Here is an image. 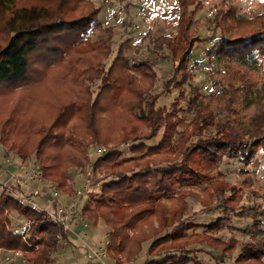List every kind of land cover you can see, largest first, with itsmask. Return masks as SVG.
Returning a JSON list of instances; mask_svg holds the SVG:
<instances>
[{"label": "rangeland", "instance_id": "1", "mask_svg": "<svg viewBox=\"0 0 264 264\" xmlns=\"http://www.w3.org/2000/svg\"><path fill=\"white\" fill-rule=\"evenodd\" d=\"M38 1L18 0V3L31 5V3H37ZM90 4H96L99 10L97 23L100 24V27H92L83 38L86 40L84 43H87L78 48L79 53L75 49V54L70 56L73 59L76 55L80 58H91V61L87 62L90 63L89 68L83 75L79 76L78 87L80 90L77 88L76 91L80 94V100L75 104L79 112L76 111L71 114L68 123L56 120L59 114L63 112L62 110L68 108L64 83L56 80V72L53 68L48 67V62L46 63L43 60L41 65L40 61L37 62L35 59L29 69L27 82H21L14 87L0 90V151L10 159L11 164L9 167L22 165L26 168L34 167L37 169L33 152L39 141L44 140L47 136L69 133L74 138L73 140H76L77 144L81 146L79 152H81V159L84 160L83 166L78 167L72 164L59 166L57 169L59 177L49 176L48 179H44V182L40 183L43 190V192L38 193L40 197L33 195L30 197L40 209L53 211L55 209L49 203L59 201L61 202L59 205L66 206L74 198L78 201V204L73 211V215L76 213L80 215L82 208L87 205L93 208L95 202H101L105 205L113 197L112 195L104 197L102 186L111 182L114 175L119 173H122L125 177L124 180H127V184H131L137 189L141 187L147 193L156 196H153V199L149 202L144 201L129 207L117 204L114 208V223L111 226L116 230V236H113L111 228L98 218L97 211L103 214L105 210L99 208L96 212L86 214L88 217L83 216L82 229L78 233V237L75 239L68 237L66 246L62 245V240H58L61 244H59L57 251L52 254L49 264H96L90 262L86 255L87 252L97 250L100 247H106L105 264H145L150 260L148 255L149 243L158 237L162 222L166 224L171 218H175V220L183 218L185 224L181 228L180 234L175 236L173 241L165 244L155 243V246H157L155 251L182 248L188 245L183 238H188V234L191 235L193 231L189 230L191 228L190 223L197 221L211 222L220 212L222 213L220 209L216 208V205L219 203L221 206V203H224L223 198L228 196H231L228 205L234 206L235 209L233 212L230 211L225 214L226 219L222 223V229L215 235L221 236L224 240H237L239 247L251 241L256 242L255 233L257 231L254 228L247 230V233L241 230L244 223H250L251 221L243 222L235 217H240L243 211L250 208L255 210L250 215L257 216L256 218H258L261 211H264V150H260L247 165L238 162V160L224 158L219 170H205L203 167H199L197 168L199 173L197 178L189 179L188 176L182 177L180 175L183 184L175 185L174 190L172 187H168L167 194L163 193V185L166 186L167 182L162 180V173L156 172L159 166L146 168L145 162H148L139 159L141 153L148 149L146 147L148 142L146 146L144 145V149L135 154L133 158L128 152L129 145H126L121 148L119 153V149H115V152H113L115 157L97 161L94 164L98 155L107 153L116 145L117 141H111L113 137L120 135L122 138L126 136L127 133L125 131L122 133V131L129 128L124 129L127 118H130L133 126L127 138L147 137L150 134L151 131L148 125L134 117V115H140L138 104H133L131 111L130 109L126 111L116 105L113 108L110 107L111 109L108 112L105 110L99 111L98 105L97 108L95 105L98 103L102 89L107 87V78L115 72V70L112 71V68L116 64V57L119 56L117 55L118 48L126 40L131 41L133 45L140 44L138 49L131 47L128 49L127 46H123L122 59L132 71L134 69L141 70L142 68H139L141 63H145L149 67V69L145 68L147 71L149 70V74H147L149 78H145L141 74L135 75L137 95L143 100H146V98L154 100L153 97L158 96L162 84L171 77L173 63L168 56V52L155 49L152 41L164 34L175 36L177 7L175 0H77L75 11L65 16V20L69 21L80 17L88 7L90 8ZM225 5L232 7L240 16L253 18L264 13V0H201L200 5L195 8L193 15L195 24L191 27L192 35L190 37H193L194 33H198L202 38L211 36L210 34H223L226 38L231 39L237 36L243 37L250 33L245 23L236 25L230 32L223 31L222 26H219L216 30L213 28V25L209 23V19L216 13L217 9L225 8ZM68 16L69 18H67ZM109 37L111 43L107 45L105 50L107 52H104L103 56L96 59H92L93 56H88V53L96 46L95 42L98 39L104 38L106 40ZM213 42L204 41L193 47L190 53L189 66L194 67V76L190 83L194 88H198L201 94L199 102L202 101V106L206 109L205 112L212 113L214 111L216 124H223L226 115L230 114L229 123L226 124L228 128L226 129L229 130L231 138L235 139L236 142H242V144L249 141L248 144H250V142L256 141L264 134V65L257 64L254 68L238 67L236 64L227 61H217L214 56L208 59L205 49H210ZM156 45L159 44L156 43ZM159 53L160 55H157ZM67 58L71 61L68 56ZM196 63H198V67L195 66ZM85 64L81 63V67L83 68ZM38 66L44 68L41 71L42 74L37 72ZM237 71L242 76L244 74L246 81L249 82L247 84L253 83V85L246 90L233 91V99L230 106L226 105L228 107L226 108L224 103H216L215 101L226 98L223 86L225 87L231 81L236 87L242 85L241 82L237 81L239 78L233 75ZM234 81L236 82L234 83ZM122 84H124V80ZM102 85L105 86L101 88ZM216 85L223 90L221 96H215L214 94ZM52 95L56 96L57 100H53ZM174 95L175 92L171 89L170 94L159 99L158 107L169 106ZM133 97L134 95L129 96V98L134 99ZM56 102L59 106H53ZM193 114L194 112L190 109L184 113H178L177 117L185 120V125L177 128L179 133L184 134V132L192 129V126L187 123L191 121ZM119 115L124 117L122 118L123 122L121 120L117 121ZM100 118L109 120L108 125H111L112 129H101L98 126ZM171 121L174 120L170 118L168 123H172ZM37 128H43L44 133L37 132ZM215 131L216 128L214 127L209 129L211 134ZM45 145L42 147V152L54 155L56 151L48 148L47 144ZM65 149V151L64 149L61 151L62 154L65 152L66 155L73 156L76 153L75 150ZM20 154L25 155V157L19 156ZM163 154L168 156L167 149L163 151ZM129 157L134 160L130 161ZM193 157L198 159L196 155H193ZM155 159L159 158L155 157ZM172 159L174 158L168 160L172 161ZM197 159L193 160L194 163ZM194 163L192 165L189 161V167L195 169L196 165ZM142 169H148L147 172L149 173L144 178L141 177L142 182L141 179L139 181L131 177L133 173L141 174ZM11 173L12 177L21 186L22 192L25 195L30 194L29 187L33 185L32 182L22 181L23 173H18L15 168ZM63 173L64 177H67L66 188L68 192L60 189L56 184L58 180H61ZM204 175H207L210 181L196 185L195 181L200 182ZM17 178L20 180H17ZM86 178L90 180L88 190L84 189ZM0 183L3 187H6L1 172ZM9 185L6 188L12 191L17 190L15 184L11 183ZM51 188L58 192V197L56 200L49 202L47 197L52 192ZM77 191L81 195L78 196ZM2 193L0 189V194ZM158 194L160 196H157ZM63 199L66 200V203L63 202L64 204L62 203ZM135 213L137 214L136 221L127 218L129 214ZM10 218L14 221L12 225L21 222V219L13 213L10 214ZM88 219L95 222L99 221L94 226L88 222ZM262 223H264V220H262ZM75 229V225L70 224L69 230ZM196 231L202 233L203 228H198ZM152 233L153 235H151ZM140 245V251L138 255H135ZM159 245L162 246L159 247ZM254 246L256 247V245ZM35 250H38V248ZM127 252L131 254L130 259L127 256L128 254L126 255ZM217 254L218 252L211 251L208 254L200 253L197 257L205 264H216L211 257L217 256ZM236 254L237 252H233L231 255L227 253L224 259L218 260L220 264H231ZM22 257L20 253L0 252V264H26ZM257 261H240V264H264V260L260 263Z\"/></svg>", "mask_w": 264, "mask_h": 264}, {"label": "trees", "instance_id": "2", "mask_svg": "<svg viewBox=\"0 0 264 264\" xmlns=\"http://www.w3.org/2000/svg\"><path fill=\"white\" fill-rule=\"evenodd\" d=\"M175 2L177 7L175 36L173 34H164L152 41L155 49L161 50V52L162 50L168 52V56L173 63L171 77L162 84L158 96L156 98L154 96V100L146 98V101L143 98L140 99V96L137 95L135 91L137 90L135 75L141 74V76L149 78L147 75L149 70H146L149 67L145 63H141L139 68L143 70L134 69L132 71L122 59L123 46H127L128 49L130 47L138 49L140 44L133 45L131 41L126 40L118 48L117 55L120 57H116V64L112 68V71L115 70V72L107 78V87L102 85L101 88L104 87V89H102L98 103L95 105L96 108L98 105L99 111L105 110L108 112L116 105L126 111L129 109L131 111L132 105L138 104L140 115H134V117L144 121L151 132L147 137L127 138L133 127L130 118H127L124 129L129 128L122 131V133L124 131L127 133L126 138L122 137V139L120 135L113 137L111 141H117L116 145L107 153L98 155L94 164L97 161L115 157L113 153L115 149L118 148L119 153L121 148L126 145H129L128 152L133 158L135 154L144 149V145L146 146L148 142V146H146L148 149L141 153L139 159L140 161L146 160L148 162H145L146 168L155 165L159 166L156 172L162 173V180L167 182L166 186L163 185V193L165 194H167L168 187L173 189L175 185L183 184L180 175L182 177L188 176L189 179L197 178L199 174L197 168L199 167H203L205 170H219L224 158L238 160V162L247 165L260 150H264V134L257 138L256 141L250 142V144H248L249 141L244 144L236 142L235 139L231 138L229 130L226 129L228 128L226 124L229 123L230 114L226 115L223 124L217 125L218 123L216 124L214 121V111L212 113L205 112L206 109L202 106V101L199 102L201 94L198 88H194L190 83L194 76V67L189 66L190 53L193 47L204 41H214L210 49H205L208 59L214 56L217 61H227L236 64L238 67L254 68L257 64L260 66L264 65V13L253 18L240 16L232 7L225 5V8L217 9L216 13L209 19V23L213 25V28L216 30V28L222 26L223 31L230 32L236 25L245 23L250 33L243 37L237 36L231 39L226 38L223 34H210L211 36L202 38L198 33H194L193 37H190L192 35L191 27L195 24L193 20L195 8L200 5L201 0H175ZM76 3L77 0H39L37 3L26 5L19 4L18 0H0V90L14 87L21 82H27L29 69L31 64H33L32 61L36 59L41 64L45 60L46 63L48 62V67L50 69L53 68L56 72V80L63 82L65 86L64 92L68 98V108H64L56 119L58 121L62 120L63 123L69 122L68 119L71 114L76 111L79 112L78 107L75 105L80 100V94L76 91L79 88V76L83 75L89 68L90 63L87 62L91 61V58H80V56L76 55L73 59L70 56L75 54V49L79 53L78 48L82 44L87 43H84L86 40L83 38L92 27H100V24L97 23L99 10L96 4H90V8L88 7L80 17L66 21L65 16L75 11ZM110 41V37L106 40L104 38L98 39L95 42L96 48L93 47L88 56H93L92 59L103 56V53L107 52L105 50L107 45L111 43ZM156 43L159 45H156ZM157 55H160V53ZM67 56L71 61L73 60L72 63ZM81 63H86L83 68ZM195 66L198 67V63ZM43 69L38 66L37 72L41 73ZM36 75L39 77L37 73ZM233 75L239 78L237 81L241 82L242 85L236 87L231 81L225 87L223 86L226 98L217 99L216 103L222 102L225 106H230V102L233 99V91L246 90L253 85V83L247 84L249 82L246 81L244 74L243 76L240 75L239 71ZM123 80L124 84H122ZM171 89L175 92L172 103L169 106L158 107L159 99L170 94ZM130 94L134 95V99L129 98ZM84 95L83 92V97ZM52 99L57 100L54 95H52ZM150 103L152 104L150 105ZM53 106L59 105L56 102ZM226 108L228 107L226 106ZM189 109L194 112L191 121L187 123L192 126V129L184 132V134L179 133L177 128L184 126L185 120L177 117V115L179 112L184 113ZM122 118L124 117L119 115L117 121H122ZM170 118L174 120L171 121L172 123H168ZM108 123L109 120L107 119L100 118L98 120V126L101 129L107 128L110 130L111 125L109 126ZM211 127L216 128L213 134L209 133ZM36 131L44 133L45 130L37 128ZM47 132L48 130L45 133L47 134ZM116 138L118 139L116 140ZM73 139L69 133H58L49 135L44 140L39 141L33 153L34 160L37 163V170L43 175L44 179H48L47 177L49 176L59 177L57 169L64 164L83 166L84 160L83 158L81 159V152H79L81 146ZM45 144L48 145V148L56 151L54 155L42 152V147ZM65 148L75 150L76 153L73 156H68L65 152L62 154L61 151L63 149L65 151ZM165 148L168 151V156L162 155L163 151L166 150ZM3 154L5 156V153ZM193 155H196L198 159L194 158ZM19 156L25 157L22 154ZM171 156L178 160H168L172 158ZM155 157L159 159H155ZM130 158V161L134 160ZM194 159H197L195 163ZM189 161L192 165L193 163L196 165V170L191 166V168L189 167ZM147 171L148 169H142L141 174L133 173L131 177L139 181L141 179L142 182V178L149 174ZM124 178L122 173L115 174L111 182L102 186V195L104 197L112 195L114 199L112 198L105 205L101 202H95L93 208L87 205L82 208L80 215H77L83 218L86 214L96 212L100 208L105 211L103 214L97 211L98 218L111 228L115 217L114 208L117 204L129 207L144 201L149 202L153 199V196H156L147 193L141 187H138L139 189L134 188L131 184H127V180L125 181ZM66 180L67 177H64L63 173L61 180H58L56 184L60 189L68 192ZM206 181H210V178L204 175L203 179H200L201 183L195 181V184H203L202 182ZM0 189L3 192L0 194V252L20 253L26 264H49L52 254L57 251L59 244H61L58 240H62L67 244V231L48 217L47 210L37 209L33 205L20 202L14 196L23 194L18 186L17 190L14 191V195L8 193L6 187L0 185ZM32 195L40 197L35 194L26 196L30 198ZM157 196H160V194ZM230 198L231 196L224 197V203H221V206L219 203L216 205V208L220 209L222 213L220 212L211 222L197 221L190 223L191 228L189 230H193L191 235L188 234V238L179 237L187 241L188 245H185L186 247L155 251L157 247L155 243L161 242L165 244L173 241L175 236L180 234V230L185 224L183 218L176 219L177 221L175 218H171L166 224L162 222L158 237L149 243L148 255L150 260L145 264H205L198 259L197 255L200 253L208 254L211 251L218 252L217 256L211 257L216 264H220L218 259H224L227 253L231 255L233 252H237L233 258V264H240V261L244 262L247 260L262 262L264 260V227H262L264 225L262 223L264 211H261L258 214V218H256L257 216L250 215L251 212H255V210L250 208L243 211L240 217H235L243 222L251 221L250 223H244L241 230L247 233V230L254 228L257 231L255 233L256 242L251 241L239 247L237 240H224L221 236L215 235L222 229V223L226 219L225 214L230 211L233 212L235 209L234 206L228 205ZM53 208L56 209L57 206L55 205ZM12 213L21 219L19 224L12 225V222H14L10 218ZM136 216V213L129 214L127 218L136 221ZM98 221L95 222L88 219V222L94 226L98 224ZM198 228H203L202 233H197L196 229ZM111 234L116 236V230L111 228ZM36 248L38 250H35ZM140 248L141 245L135 255H138ZM126 255L130 259L131 254L127 252Z\"/></svg>", "mask_w": 264, "mask_h": 264}, {"label": "built area", "instance_id": "3", "mask_svg": "<svg viewBox=\"0 0 264 264\" xmlns=\"http://www.w3.org/2000/svg\"><path fill=\"white\" fill-rule=\"evenodd\" d=\"M214 94L215 96H221L223 94V90L222 88H220L219 86H215L214 87ZM3 164L5 166H9L11 163H10V159L7 158L6 156H3ZM17 171L18 173H23V179H21L22 181L26 180V181H30L32 183H43L44 182V177L43 175L34 167H31V168H26L25 166H22V165H18L17 167ZM19 178V177H18ZM17 180H20L18 179ZM14 181H16V179L14 178ZM18 184V182H16ZM21 183V182H20ZM1 185V183H0ZM19 185V184H18ZM2 186V185H1ZM20 186V185H19ZM49 187V186H48ZM90 187V180L89 178H86L85 180V184H84V189L88 190V188ZM50 188V187H49ZM7 192L10 193L11 195H14L15 192L12 191L11 189L9 188H6ZM51 194L48 195L47 197V201L51 202L53 200H56L57 197H58V192L54 189V188H51ZM34 193V192H33ZM31 193V194H33ZM37 193H35L36 195ZM38 195V194H37ZM77 195H81L80 192L77 191ZM17 197V199L20 201V202H23V203H27V204H30V205H33L34 207H36L37 209H40L39 207H37L35 205V203L30 199L28 198L26 195L24 194H17V195H14ZM39 196V195H38ZM78 204V201L74 198L73 201L69 204H67L66 206H62V205H59L55 210H50V211H46L47 212V215L48 217L56 224H59L61 225L62 227H64V229L68 232L69 231V227H70V224H69V221L70 219L74 216L73 215V211L74 209L76 208ZM107 244H108V241H107ZM106 244V245H107ZM87 259L92 262V263H96V264H105V258L107 256L106 254V247H100L99 249L97 250H93V251H89L87 252Z\"/></svg>", "mask_w": 264, "mask_h": 264}, {"label": "crops", "instance_id": "4", "mask_svg": "<svg viewBox=\"0 0 264 264\" xmlns=\"http://www.w3.org/2000/svg\"><path fill=\"white\" fill-rule=\"evenodd\" d=\"M3 156H4V154L0 151V172L2 173V175H3V177H4V179H5V186L6 187H9L10 185L9 184H15V186L17 187L18 186V188L21 190V186H19L17 183H16V181H14V178L12 177V171H13V169L15 168L16 170H17V167H18V165H14V166H12V167H9V166H5L4 164H3ZM33 185L32 186H30L29 188H30V190H31V193H33V194H35V193H39V192H43V190L41 189V185L40 184H38V183H32ZM43 188V187H42ZM17 189V188H16ZM22 191V190H21ZM23 193V192H22ZM30 193V194H31ZM24 194V193H23ZM30 194H26V195H30ZM36 194V195H37ZM41 194V193H40ZM25 195V194H24ZM39 195V194H38ZM66 200L65 199H63L62 200V203L64 202V203H66L65 202ZM49 203V202H48ZM61 202H59V201H57V203L56 202H53V203H49L50 205H51V207H55V205L57 206V205H59ZM63 203V204H64ZM39 207V206H38ZM40 208V207H39ZM54 209V208H53ZM81 221H82V218L81 217H79L78 215H77V213L76 214H74V216L70 219V224H74L75 225V227H76V229L75 230H69L68 232H67V236L68 237H71V238H73V239H75V238H77L78 237V233L81 231V229H82V226H81ZM62 245H64V246H66V243L65 242H63V244Z\"/></svg>", "mask_w": 264, "mask_h": 264}]
</instances>
